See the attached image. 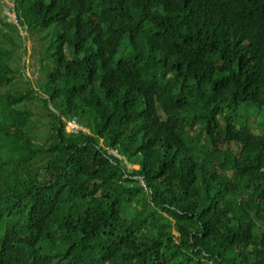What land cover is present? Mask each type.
<instances>
[{
  "label": "trees",
  "instance_id": "obj_1",
  "mask_svg": "<svg viewBox=\"0 0 264 264\" xmlns=\"http://www.w3.org/2000/svg\"><path fill=\"white\" fill-rule=\"evenodd\" d=\"M213 263L264 264V0H0V264Z\"/></svg>",
  "mask_w": 264,
  "mask_h": 264
},
{
  "label": "rangeland",
  "instance_id": "obj_2",
  "mask_svg": "<svg viewBox=\"0 0 264 264\" xmlns=\"http://www.w3.org/2000/svg\"><path fill=\"white\" fill-rule=\"evenodd\" d=\"M9 6H12L11 3H8ZM4 12L6 13V9L4 8ZM23 33V31H21ZM37 32H28V35L25 34V39H24V45L25 47L21 51L22 55V69L23 72L25 73L26 76L31 80L33 86L35 88H39V84H44L45 83V77L41 73L40 70V60H39V54L40 50L42 49V54L45 55L50 48H49V41L46 40L43 42V45L41 47V40L39 37H37ZM77 126H73L69 122L66 125V129L68 131H71L72 129H76ZM112 152V150H109ZM115 152V151H113ZM116 153V152H115ZM118 156H120L118 154ZM136 165H128L129 170L136 168Z\"/></svg>",
  "mask_w": 264,
  "mask_h": 264
},
{
  "label": "clouds",
  "instance_id": "obj_3",
  "mask_svg": "<svg viewBox=\"0 0 264 264\" xmlns=\"http://www.w3.org/2000/svg\"><path fill=\"white\" fill-rule=\"evenodd\" d=\"M8 3H11L12 4V2H9V1L7 2L6 6H5V9H6V13L5 14L8 16V20L12 21L15 24H18V19L16 17L15 12L13 11V4H12V6H9ZM48 106H49L50 109L55 110L54 105H53L51 99H49ZM68 122L70 124H72L73 126H77L78 125V127L76 129H72L71 131H68L66 129V125H67ZM65 129L69 133H77V131L80 130V129L81 130H84V131H88V129L86 127H84V126H82L80 124V122L77 120L76 117H72L69 120H66ZM102 142H103V140H101V144H102ZM109 150H112V153L118 156V152L116 150H114V149H109ZM113 151H115L116 153L113 152ZM213 264H217V263H213Z\"/></svg>",
  "mask_w": 264,
  "mask_h": 264
}]
</instances>
